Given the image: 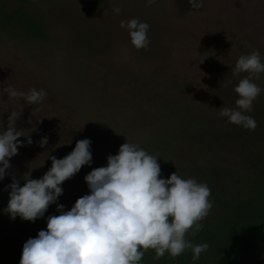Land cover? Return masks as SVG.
Segmentation results:
<instances>
[{"label": "rangeland", "instance_id": "374dc122", "mask_svg": "<svg viewBox=\"0 0 264 264\" xmlns=\"http://www.w3.org/2000/svg\"><path fill=\"white\" fill-rule=\"evenodd\" d=\"M119 7L116 14L113 8ZM149 25L147 48L136 49L122 20ZM259 50L264 61V0H0V89H44L36 105L0 91V122L11 111L28 132L0 180V264H20L23 244L46 230L47 217L70 210L89 194L84 177L106 166L109 154L134 143L158 156L160 177L174 172L210 188L212 207L193 244L160 258L148 249L139 264H264V73L247 113L254 129L230 124L220 107L235 108L233 74L241 55ZM46 137L41 147L39 141ZM91 140V165L61 185L63 193L35 221L10 218L13 178H41L51 156L63 158L76 141Z\"/></svg>", "mask_w": 264, "mask_h": 264}, {"label": "clouds", "instance_id": "9594fccd", "mask_svg": "<svg viewBox=\"0 0 264 264\" xmlns=\"http://www.w3.org/2000/svg\"><path fill=\"white\" fill-rule=\"evenodd\" d=\"M153 0H147L151 4ZM193 9L203 7V0H187ZM119 14V7L113 8ZM136 49L147 48L149 25L137 18L122 20ZM233 74L246 73L234 87L238 94L235 108L220 107L219 116L244 129H254L255 119L248 115L262 89L255 83L264 73V61L259 50L241 55L232 69ZM8 98L23 97L26 104H39L46 96L44 89L17 91L11 86L0 89ZM19 114L11 111L7 127L0 122V180L10 169V158L17 155L28 132L17 129ZM47 143L44 137L41 147ZM91 140L76 141L72 151L63 158L51 156V167L39 179L24 175V184L13 178L9 200L4 211L10 218L35 221L45 215L49 205L62 195V183L78 173L82 166L91 165ZM155 155L134 143L126 142L118 153L109 154L107 165L92 169L85 175L89 194L78 198L70 210L57 204L59 215L47 217L46 230L24 244L20 264H139L144 252L152 249L160 258L167 252L176 257L191 249L197 260L209 246L193 244L186 234L195 235L198 223L212 207L210 188L193 178H182L176 172L169 178L160 177L161 169Z\"/></svg>", "mask_w": 264, "mask_h": 264}]
</instances>
